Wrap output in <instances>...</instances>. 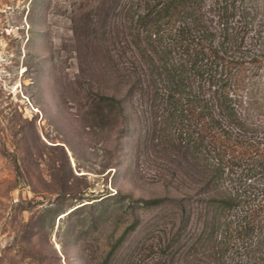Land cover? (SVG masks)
Segmentation results:
<instances>
[{"label": "rangeland", "instance_id": "1", "mask_svg": "<svg viewBox=\"0 0 264 264\" xmlns=\"http://www.w3.org/2000/svg\"><path fill=\"white\" fill-rule=\"evenodd\" d=\"M259 1L262 10L249 16L247 28L234 18L246 56L262 54L259 65L246 64L238 109L249 124L244 138L264 144ZM88 4L0 0V264H253L259 248L250 250L251 243L264 236V215L262 230L244 241L221 229L214 241L194 243L206 213L197 203L199 182L182 180L153 133L163 119L154 109L162 97L155 100L140 84L131 91L151 61L120 32L121 14L106 22L99 9L86 14ZM262 174L259 183L226 174L224 184L261 189ZM185 195L194 201L186 207L187 224L183 206L173 201ZM152 197L168 199L130 204ZM243 210L241 203L231 216L238 219Z\"/></svg>", "mask_w": 264, "mask_h": 264}, {"label": "trees", "instance_id": "2", "mask_svg": "<svg viewBox=\"0 0 264 264\" xmlns=\"http://www.w3.org/2000/svg\"><path fill=\"white\" fill-rule=\"evenodd\" d=\"M97 1L90 3L89 0L91 7L86 14H94V9H99L98 14H103L106 22L112 19V14H125L117 16L121 21L120 32L127 33L129 39L132 37L151 61L145 73L139 74L136 70L138 77L131 91L140 84L139 88L147 87L145 93H151L155 100L157 96L162 97V105L154 109L156 116L163 119H156L153 133L160 135L158 143L171 155V167L185 174L182 180L193 178L199 182L195 184L196 193L203 196L197 203L206 209V213L200 217L203 227L194 243L214 241L223 235L221 229L225 236L235 233L243 241L262 230L264 185L257 189L249 182L242 189H231L224 184L226 174L240 177L244 174L246 179L255 177L253 182L259 183L264 173V144L257 137L244 138L249 124L238 109L240 90L246 85V64L259 65L262 54L251 56L248 52L246 56L243 36L236 28L238 18L244 29L248 27L249 16L262 10L260 1ZM236 15L237 19L234 18ZM206 85L211 90L209 97ZM161 108L163 111L158 114ZM167 199L132 198L130 204L133 208L150 207ZM174 199L183 206L182 221L187 224L192 213H188L186 207L194 201L187 199V195ZM241 203L243 213L234 219L231 210ZM236 220L238 228H234ZM136 222L137 219L127 226L117 243L127 231L136 227ZM182 229L183 225L179 230ZM251 245L250 250L259 248L258 260L253 264H264V236Z\"/></svg>", "mask_w": 264, "mask_h": 264}]
</instances>
